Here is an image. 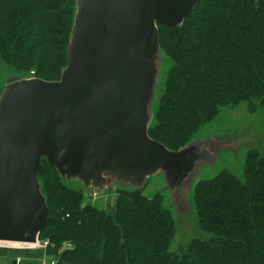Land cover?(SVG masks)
Returning a JSON list of instances; mask_svg holds the SVG:
<instances>
[{"label":"trees","instance_id":"obj_1","mask_svg":"<svg viewBox=\"0 0 264 264\" xmlns=\"http://www.w3.org/2000/svg\"><path fill=\"white\" fill-rule=\"evenodd\" d=\"M75 10L76 0H0V93L8 73L60 75ZM158 26L164 60L151 137L178 149L224 111L264 107V0H200L181 26ZM42 164L38 178L49 217L39 238L53 243L51 254L72 244L54 264H264L259 146L246 148L239 172L225 166L196 179L191 211L209 236L196 235L176 250L177 214L162 190L117 188L106 209L85 202L89 190L61 178L45 158ZM1 251L16 256L15 249ZM14 259L10 264H39Z\"/></svg>","mask_w":264,"mask_h":264},{"label":"water","instance_id":"obj_2","mask_svg":"<svg viewBox=\"0 0 264 264\" xmlns=\"http://www.w3.org/2000/svg\"><path fill=\"white\" fill-rule=\"evenodd\" d=\"M200 0H76L60 78L4 76L0 93V243H35L49 209L42 159L91 195L162 174L171 205L189 197L225 143L199 135L170 149L149 134L164 56L159 26H181ZM225 151V148L222 152ZM16 263V260L13 261Z\"/></svg>","mask_w":264,"mask_h":264},{"label":"rangeland","instance_id":"obj_3","mask_svg":"<svg viewBox=\"0 0 264 264\" xmlns=\"http://www.w3.org/2000/svg\"><path fill=\"white\" fill-rule=\"evenodd\" d=\"M33 72L34 71H32V73ZM51 78L58 79L60 78V75L49 76L47 79ZM202 133V135H206V137H221L225 143V151L222 152L224 150L223 148L220 153L221 155L214 166L208 164L202 166L197 179L210 177L219 168L225 166L239 172L242 160L246 153V148L259 146L264 149V107L257 106L256 109H251L247 107L246 104L238 105L229 111H224L215 122L205 126ZM163 185L164 180L162 174H155L148 178L143 187H141V192L149 193L153 190L163 191ZM119 192H121L120 189L115 190L110 196H108V194L99 196L91 195L90 191H86L84 193L85 202L93 203L106 209L111 208ZM163 192H165L170 198L168 191L164 190ZM128 193L132 194V192ZM175 211L177 214L178 226L177 233L171 246L172 250H176L180 245L187 243L196 235H202L204 237L209 236L208 234L203 235L198 229L195 216L191 211V203L188 196L186 199H182L178 202ZM39 239L43 240L41 238ZM50 245H53V243ZM70 245L72 246L69 241H65L61 244L56 254H51L47 250L49 246L46 248H29L31 251H27L26 249H16L20 248L18 247V243L0 244V264H10L11 259H14V257H16L17 262L20 260L35 259L39 261V264H54L56 263L59 254L70 248ZM1 249H15L16 256H13L12 254L4 255L2 254Z\"/></svg>","mask_w":264,"mask_h":264},{"label":"built area","instance_id":"obj_4","mask_svg":"<svg viewBox=\"0 0 264 264\" xmlns=\"http://www.w3.org/2000/svg\"><path fill=\"white\" fill-rule=\"evenodd\" d=\"M50 244H51V242H50L49 238H45L43 240H40L38 238L35 243H28V244L27 243H23V244L22 243H18V247H20V248H46ZM52 263H54V262H52Z\"/></svg>","mask_w":264,"mask_h":264},{"label":"bare ground","instance_id":"obj_5","mask_svg":"<svg viewBox=\"0 0 264 264\" xmlns=\"http://www.w3.org/2000/svg\"><path fill=\"white\" fill-rule=\"evenodd\" d=\"M1 244V243H0Z\"/></svg>","mask_w":264,"mask_h":264}]
</instances>
